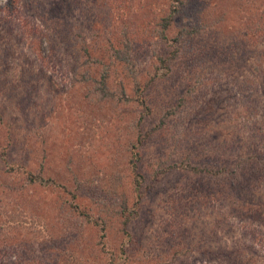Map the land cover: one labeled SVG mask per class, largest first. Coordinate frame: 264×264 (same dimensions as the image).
<instances>
[{"label": "rangeland", "instance_id": "374dc122", "mask_svg": "<svg viewBox=\"0 0 264 264\" xmlns=\"http://www.w3.org/2000/svg\"><path fill=\"white\" fill-rule=\"evenodd\" d=\"M79 1L72 0L71 5L64 6L60 3L54 9L49 5L38 11L31 6L25 15L13 16L12 20L5 13L0 14V61L6 60L0 64V147L8 153L10 162L34 175L41 173L45 178L43 185L51 187L36 184L21 189L20 181L6 177L0 162V193L9 194L10 205L23 204L26 210L33 211L36 223L45 224L47 240L42 245L56 247L57 250H49L56 258L67 259L71 252L80 250L94 264H110L103 244L107 251L112 249L116 254L127 249L135 256H145L132 239H137L141 248L148 245V239L152 246L163 248V220L170 221L165 201L172 187L165 189L163 184L147 191L138 207L132 189V148L139 147L140 166L149 176L162 161L172 163L185 158L187 144L193 145L195 163L205 162V155L209 159L229 158L243 170L246 164L239 167L243 159L255 155L264 158L263 13L246 5L245 0H183L182 8L188 16H178L167 37L172 39L182 29L191 36L183 35L176 46L158 38L156 33L155 39L148 36L142 41L144 29L158 31L156 23L169 12L167 0ZM5 3L0 0V7ZM10 22L16 28L8 37ZM25 25L33 32L47 31L54 43L61 41L66 29L69 40L49 53L58 54L64 74L58 65H42L33 40L21 32ZM112 48L127 52L130 62L112 58ZM46 52L47 45L43 54ZM158 56L174 61L171 72L144 91L150 111L146 113L133 101V87L135 82L148 83ZM67 64L74 68L72 76L65 72ZM102 64L109 66L106 83L114 96L93 95L102 86ZM79 74H88L90 79L74 83ZM22 79L24 82L20 83ZM51 82L57 90L51 89ZM27 89L36 97L34 107L29 106ZM121 91L128 99L117 98ZM181 97L184 103L179 114L139 146V140ZM22 100L29 108L19 109ZM136 126L142 134L137 133ZM202 138L208 139L211 147ZM185 180L175 184L178 190ZM62 184L66 186L64 193L53 188ZM255 193L245 190L240 207L255 202L252 199H264V190L259 188ZM184 199L187 198L176 204L188 209L183 218L187 232L180 229L179 247L198 242L218 221H222L218 237L223 244L232 245L236 236L226 226L233 223V217L225 204L210 197L203 204L192 206L190 202L183 204ZM72 204L86 207L103 219L108 238L100 243L102 232L82 221ZM4 208L3 205L0 210ZM261 213L264 217V210ZM127 217L130 218L125 220ZM237 221L228 227L248 233L249 244L254 239L251 233L259 239L254 250L244 252L245 256L253 264H264V222L247 218ZM11 228L7 236L0 235V262H14L15 246L22 242ZM192 257L191 264H205L201 258Z\"/></svg>", "mask_w": 264, "mask_h": 264}, {"label": "trees", "instance_id": "16d2710c", "mask_svg": "<svg viewBox=\"0 0 264 264\" xmlns=\"http://www.w3.org/2000/svg\"><path fill=\"white\" fill-rule=\"evenodd\" d=\"M75 1L81 3L79 0ZM167 1H169V12L163 18H161L159 22L156 23L155 29L159 28L158 31L154 29L150 30V28L144 29V31H142V41L145 40V38L148 36H151V38L155 39L156 36L154 34L156 33L160 35L157 37L161 38L166 43H173L177 46L183 35H187L186 37L191 36V33L189 31H185L182 29V33H177V35H175L172 39H169V37H167V32L168 30H170L171 26L175 25L174 22L176 18L178 16H182L184 18L188 16L187 12L182 8L184 5L183 0ZM47 2V5H44L43 0H6L4 7H0V14L5 13V17H12V20L13 16L25 15V13L28 12L27 10L31 8V6H36L35 10L38 11L43 7H45L46 9L47 6L49 7V5L51 6V9H54L58 7L60 3L63 6L64 4H72V0H47ZM245 2L246 5H252L253 8L261 10V12L263 13V18H260V20L261 24H264V0H245ZM5 20L6 19H3L4 22H6ZM10 23V30L7 32L8 37H11L15 27L13 22ZM26 26L27 25H25V29L21 32L23 35L33 40V44L36 47V55L38 54L37 58L42 61V65L44 66L48 63L54 64L55 67L56 65H58V68L64 74V65L61 64V62L63 61L59 59L58 54L50 56L49 53H53L55 50H57L60 47V44L64 46V41L69 40L70 36L66 35V29L64 28V37L61 39V41L54 43L49 39L47 31L38 30L37 32H33ZM11 44L15 45L14 43ZM46 45L48 52H46L44 55L43 51L44 49L46 50ZM123 53H121L119 50H115L114 48L111 49L112 58L115 57L118 61L129 63L130 59L128 57L127 52ZM260 53L262 52H259V54ZM225 55L227 56V52L225 53ZM240 57L243 56L240 55ZM232 58H234V55ZM4 60L1 59L0 64L2 61L4 62ZM188 60L189 57L186 61ZM173 61V58H163L158 56L157 67L154 71V74L150 76L148 83H143L142 85L139 82L134 83L133 101L139 109L146 110V113L150 112L148 110L149 106L147 105L144 91L148 89V85H150L157 79H160L161 76H166L167 73L171 72L170 67ZM86 65L89 68L91 67V64L89 62H86ZM94 66L95 65H93V67ZM65 67V72H67L68 76H72L74 68L69 64L65 65ZM102 67L103 71L100 72L101 78L103 80L102 81L100 79V83L102 86L96 89L97 91L94 90L93 95L99 96L100 94L102 96L103 94H105L106 96H114V94L108 90L109 88L107 87L106 83V73L109 69V66H104L102 64ZM161 70H165V72H161ZM21 72L23 75L26 74L23 70ZM169 77L170 75H168V78ZM89 79L90 77H88V74H79L76 80H73V82H88L87 80ZM262 81L264 82V72L262 73ZM23 82V79L20 80V83ZM49 85L53 91L57 90L53 82L49 83ZM25 92L26 96L28 95L27 98H29L31 101L29 106L34 107L33 105H37V102L35 103L36 97L33 98L31 95L32 91L27 89L25 90ZM119 94L120 95L117 96L118 99H121V97L128 99L124 91H121ZM99 99L105 100L102 97H99ZM183 103L184 100L183 97H181L175 105L167 109L161 115L155 128H153L149 132H146L145 136L139 140V146H142L144 144L145 139L149 135H153L156 132L161 131L163 126L171 117L177 116L181 111V106L183 105ZM29 106L25 101L22 100L19 109L24 110V108L27 109L29 108ZM145 115L146 114L144 113V116ZM0 121H3V118L1 116ZM29 128L33 130L31 126H29ZM135 128L137 129V133L139 135L142 134V131L138 126H136ZM8 138L9 140H12L11 137ZM201 140L204 141L205 138H202ZM205 141L207 146L211 147L208 144V139H206ZM186 146L188 148V153L185 158L179 159L178 161H174L172 163H170V161H162L152 170L150 176L147 175L145 169H142V167L140 166L141 155L139 147L132 148V158H135L130 162L131 171L133 173L132 189L133 193L138 198V207L142 204L144 193L148 194L147 191L153 189L155 190L156 186L160 187L163 186V184V187L165 189L172 187L173 190L168 195L167 201H165L168 208L166 214L169 217L170 221L166 222L165 220H163V222L166 223V226L163 229V235L160 236L161 241L164 244L163 248H160L157 245L152 246V241L149 239L148 245L146 247L141 248V244L139 243V241L135 238L132 239L133 242H136V244L139 246L140 251H142L145 256H135L134 253L129 252V250L127 249L122 250V252H118L116 254V251L112 249H110V251H107L103 244L102 247L104 253L110 258V264L113 263L114 260L118 261L116 264H191L190 261L194 260L192 256H194L195 260L201 258L202 260H204L205 264H253L252 260L245 256L244 252H251L255 249L259 241V239L255 237L256 234L251 233L252 238L254 239L252 244H249V242L247 241L248 233H243L241 229V231H237L236 229H234V226H228L233 225V223H239L237 221L238 218H247V220L250 221L261 220V222H264V217L261 213L264 210V199H252L251 201L255 202L247 203L246 206L243 205V207H240L243 202L241 196L245 190H253L254 193L259 188H261V190H264V158L258 155L256 157L255 155L254 157H248L247 159H243V161L239 164V167H242L246 164L243 170L238 167H235L232 163V159L229 158H215L214 156H210L211 159H209V157L205 155V162L195 163V156L192 155V152L194 151L192 147L193 145L187 144ZM0 150L1 167L4 168L3 171L7 174L6 177H8V179L10 178V181H20L21 189L36 184L42 185L43 188L51 189V187H49L48 185H43V181L45 178L41 175V173L34 175L30 173V171H28L25 167H22L20 164L10 162V160L8 159V153L2 150L1 147ZM183 179H186L185 183H182L183 187H179L178 190L175 184ZM50 182L53 183L54 181ZM53 188L61 189L60 192L64 193L66 186L62 184L57 186L56 188L54 185ZM177 193H179V196H177ZM199 193L201 197L198 196ZM0 194V204L1 206H5L3 211L0 210V235L7 236V234L11 232V227H14L13 232L22 238V242L23 240L26 241L23 243L21 242L17 246H15V257L13 258V260H15L14 262L7 261L6 263L0 262V264L95 263L87 254H82L83 252H81L80 250L71 252L72 254L68 255L69 258L67 257V259H64V256L61 258H56L54 254H50L49 250L53 248L54 250H57V248L54 246L48 248L46 247V244L42 245V242H45L44 239L47 240L46 232H48V230L43 227V225L45 224L43 223V225H41L39 223H36L37 219L34 217L33 211H30V209L26 210L23 204L18 205L14 203L13 206L10 205L11 199L9 198V194ZM210 197L215 199L217 202L219 201L225 204V206L230 209L229 215L233 217V223H229L226 228L232 236H236L235 241L230 246L223 244L222 238L218 237L220 235L219 225L222 223V221H218L212 228L208 229L206 233H203L201 235L202 237L199 239L198 242H191L189 244H185L179 247L178 243L182 237L180 229L182 233L187 232V228L185 227L183 218L184 215L187 214L186 211L188 209L186 207H182L176 204L180 203L179 201H181V198H187L186 200L184 199L182 201L183 204L185 203L189 205L190 202L192 206H198L203 204L204 199H209ZM72 198L75 199V196L73 195ZM72 205L76 207V210L80 215L79 217L82 218V221L84 220L85 223L99 230V232H102L100 236V243H102L101 240L103 238H108L107 225L105 226V221L103 219L96 217L86 207L84 208L81 205L75 204ZM136 216H138L137 213ZM129 218L130 217H127L125 218V220H128ZM226 220H228V218ZM127 222L128 221H126V224ZM39 244L43 247L39 246ZM26 245H30L29 248L26 249ZM191 246L192 248H190ZM38 254L40 255V257H38ZM37 261L39 263H36Z\"/></svg>", "mask_w": 264, "mask_h": 264}]
</instances>
